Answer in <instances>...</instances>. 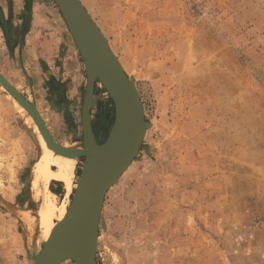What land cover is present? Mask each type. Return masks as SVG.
Segmentation results:
<instances>
[{
  "label": "rangeland",
  "instance_id": "obj_1",
  "mask_svg": "<svg viewBox=\"0 0 264 264\" xmlns=\"http://www.w3.org/2000/svg\"><path fill=\"white\" fill-rule=\"evenodd\" d=\"M19 1L0 0V75L52 139L72 147L82 135L85 84L71 113L28 81L30 68L23 73L14 55L28 12ZM79 1L134 81L149 124L104 198L95 263L264 264V0ZM77 54L74 70L86 79ZM95 88L90 123L101 143L113 104ZM27 113L0 86V264L34 263L45 222L69 208L84 162L69 163L65 199L53 196L49 179L63 175V158L50 155Z\"/></svg>",
  "mask_w": 264,
  "mask_h": 264
},
{
  "label": "water",
  "instance_id": "obj_2",
  "mask_svg": "<svg viewBox=\"0 0 264 264\" xmlns=\"http://www.w3.org/2000/svg\"><path fill=\"white\" fill-rule=\"evenodd\" d=\"M83 63L85 87L81 106L80 141L85 151L77 188L67 216L50 246L44 245L33 264H96V243L104 198L128 169L141 148L149 124L134 81L125 74L104 35L79 0H52ZM99 83L113 104V123L99 143L90 123L95 85ZM0 85L33 117L45 140L59 153L58 145L31 106L1 75ZM98 154V156L95 155Z\"/></svg>",
  "mask_w": 264,
  "mask_h": 264
},
{
  "label": "crops",
  "instance_id": "obj_3",
  "mask_svg": "<svg viewBox=\"0 0 264 264\" xmlns=\"http://www.w3.org/2000/svg\"><path fill=\"white\" fill-rule=\"evenodd\" d=\"M19 2L23 13H25L24 6L28 7L27 14L23 15L24 24H26L24 40L15 44V49L18 48V55L15 53L14 55L19 57L20 70L24 73L25 67L28 66L31 70V73L28 74V81L36 82L35 87L37 88L44 86L48 92L51 91V96L59 98L57 99L61 106L66 104L68 108H71L70 112L74 113L85 79L78 71L74 70L78 54L64 21L58 10L46 0H21ZM12 25L14 32L20 35V21L14 20ZM17 50L15 51L17 52ZM68 62L73 65L68 66ZM50 80L52 82L48 86ZM96 95L95 88L93 102ZM64 111L68 110L64 109ZM64 111L62 110V112ZM72 161H74L73 157L70 159V163ZM72 166L69 164L67 169L63 167V175H55L49 179V192L59 200L65 199L66 184L64 180H68L67 182L71 186Z\"/></svg>",
  "mask_w": 264,
  "mask_h": 264
},
{
  "label": "bare ground",
  "instance_id": "obj_4",
  "mask_svg": "<svg viewBox=\"0 0 264 264\" xmlns=\"http://www.w3.org/2000/svg\"><path fill=\"white\" fill-rule=\"evenodd\" d=\"M1 86V85H0ZM9 94V93H8ZM10 95V94H9ZM11 96V95H10ZM12 97V96H11ZM13 98V97H12ZM14 99V98H13ZM15 100V99H14ZM15 102H17L16 100H15ZM18 103V102H17ZM19 104V103H18ZM20 105V104H19ZM21 106V105H20ZM21 108H23L25 111H27L23 106H21ZM29 116H30V118L32 119V121L34 122V124H35V126H36V128H37V130H38V132H39V134H40V136H41V139H42V141H43V143L46 145V147H47V149H48V151H49V153H50V155L51 154H55V155H57V156H59V157H61V158H63V163H64V168L65 169H67V167L69 166V163H70V161H69V158H75L76 157V155L78 154V153H81V152H83V151H85V143H84V141L82 140V141H79V143H75V144H77V145H74V146H72V147H70V146H66V147H64V148H66V150H65V152H63V153H59L58 151H56L51 145H49V143L45 140V138H44V136H43V134L41 133V131H40V129H39V127H38V125L36 124V122H35V120L33 119V117L29 114V113H27ZM95 155L96 156H98V154L97 153H95ZM49 179V176H48V172L46 171L45 172V182H44V189H43V196L44 197H46L47 199H48V197H49V192H48V190H47V188H46V183H47V180ZM78 182H79V179H77V182H76V186H75V189L77 188V186H78ZM64 183L66 184L65 185V190H66V194L68 195L69 194V191H70V187H69V184L67 183V180H64ZM62 209L61 210H63L64 211V213H62L63 214V217H62V215H60V211H59V215H58V218H56L54 215H52L51 216V219L53 220H47L46 222H45V224H47V226H49V232L47 233V236H46V238H45V245H47V246H50L51 244H52V242H53V239H54V236H55V234H56V232H57V230H58V228H59V226L62 224V222L64 221V219H65V217L67 216V209L65 208V205H62V207H61ZM61 217V218H60ZM57 220V221H56Z\"/></svg>",
  "mask_w": 264,
  "mask_h": 264
}]
</instances>
